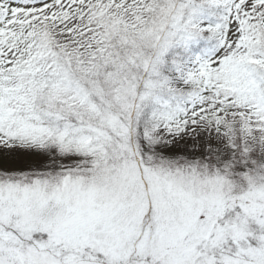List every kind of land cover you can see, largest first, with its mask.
<instances>
[{
    "label": "snow or ice",
    "instance_id": "obj_1",
    "mask_svg": "<svg viewBox=\"0 0 264 264\" xmlns=\"http://www.w3.org/2000/svg\"><path fill=\"white\" fill-rule=\"evenodd\" d=\"M0 264H264V0H0Z\"/></svg>",
    "mask_w": 264,
    "mask_h": 264
}]
</instances>
